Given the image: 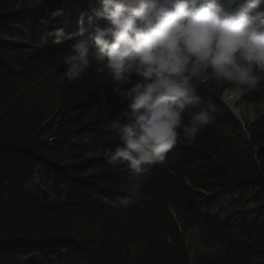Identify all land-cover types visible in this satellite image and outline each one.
I'll list each match as a JSON object with an SVG mask.
<instances>
[{"label":"trees","instance_id":"1","mask_svg":"<svg viewBox=\"0 0 264 264\" xmlns=\"http://www.w3.org/2000/svg\"><path fill=\"white\" fill-rule=\"evenodd\" d=\"M19 1L0 0V264H264V115L243 130L217 98L236 85L193 81L217 111L195 138L182 125L130 196L128 162L105 156L126 105L95 63L66 75L98 3ZM258 74L245 99L260 112ZM206 109L190 106L183 124Z\"/></svg>","mask_w":264,"mask_h":264},{"label":"clouds","instance_id":"2","mask_svg":"<svg viewBox=\"0 0 264 264\" xmlns=\"http://www.w3.org/2000/svg\"><path fill=\"white\" fill-rule=\"evenodd\" d=\"M95 2L99 7L94 22L89 18L91 31L79 29L72 54L65 58L66 75L77 80L95 63L97 72L107 71L118 103L126 105L127 122L113 124L121 143L105 156L109 163L128 162L132 196L149 166L164 161L176 144L178 129L183 125V132L195 138L217 111L212 96L199 95L193 81L236 85L217 98L245 130L242 115L233 109L246 91L257 88L258 73H264V0ZM52 35L54 43L64 40L63 29ZM201 103L207 109L192 113L183 124L186 109ZM243 103L254 106L245 98ZM192 231L198 234V226Z\"/></svg>","mask_w":264,"mask_h":264},{"label":"rangeland","instance_id":"3","mask_svg":"<svg viewBox=\"0 0 264 264\" xmlns=\"http://www.w3.org/2000/svg\"><path fill=\"white\" fill-rule=\"evenodd\" d=\"M40 0H20L17 4L18 7H23V8H32L33 5H35L37 2ZM245 96L241 98L240 101L236 102V109L239 110L238 112L242 115V120L244 121V118H247L248 120H256L258 113H264V107L261 108L260 112L256 111L257 108H255L252 105H247L246 103H243ZM229 102H232V98L229 99ZM233 108V105H232ZM246 130V129H245Z\"/></svg>","mask_w":264,"mask_h":264},{"label":"bare ground","instance_id":"4","mask_svg":"<svg viewBox=\"0 0 264 264\" xmlns=\"http://www.w3.org/2000/svg\"><path fill=\"white\" fill-rule=\"evenodd\" d=\"M233 111H236V108H235V110L233 109ZM240 112V111H239ZM240 115V114H239Z\"/></svg>","mask_w":264,"mask_h":264},{"label":"water","instance_id":"5","mask_svg":"<svg viewBox=\"0 0 264 264\" xmlns=\"http://www.w3.org/2000/svg\"><path fill=\"white\" fill-rule=\"evenodd\" d=\"M237 118H238V119H240V117H239V116H237Z\"/></svg>","mask_w":264,"mask_h":264}]
</instances>
